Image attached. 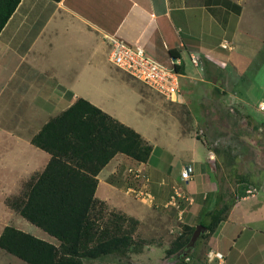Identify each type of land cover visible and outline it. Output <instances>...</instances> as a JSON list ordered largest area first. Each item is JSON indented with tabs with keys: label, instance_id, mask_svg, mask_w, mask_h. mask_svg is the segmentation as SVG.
Wrapping results in <instances>:
<instances>
[{
	"label": "crops",
	"instance_id": "crops-1",
	"mask_svg": "<svg viewBox=\"0 0 264 264\" xmlns=\"http://www.w3.org/2000/svg\"><path fill=\"white\" fill-rule=\"evenodd\" d=\"M108 35L143 46L164 62H169L170 55L180 56L183 61L179 68L181 84L183 79H187L188 65L193 64L191 55H198L201 64H193V67L206 73L209 91L213 86L222 95L228 94L220 96L221 99L231 97L242 105L245 93H253L257 89L258 108L264 100V0H21L0 33V93L11 89L18 102L26 103L27 109L20 114L22 122L19 124L29 126L31 130L24 132L19 128L14 133L0 126V133L3 131L9 139L13 138L5 139L6 144L0 143V157H6L5 163H1L6 172L11 173V169L18 167L15 173L19 171L22 185L45 168L50 154L46 152L41 168L37 169L33 164L36 158L25 161L21 158V151L25 149L33 156L41 152L31 142L32 137L52 117L82 97L84 76H91V81L97 78L95 71L102 70L105 59L109 60ZM70 75V80L65 78ZM203 76L196 79L203 80ZM180 99L184 102L183 90ZM87 100L126 124L122 116L107 109L98 99L87 97ZM38 104L41 108L36 109V113L31 108ZM45 108L55 109L54 114L47 110L42 112ZM180 136L184 142L194 138L182 131ZM192 144L191 150H184V147L181 150L188 152V160L182 165L190 168L192 176L188 182L180 177L183 181L180 187L198 199L216 188L213 178L215 164L212 165L214 152L207 147L209 156L207 165H204L200 158L201 149ZM150 159L146 163L138 162L118 153L98 174L95 195L110 207L116 205L135 217L141 226H153L155 233L160 234L159 225L170 216L158 205L165 202L163 198L169 194V189L155 190L158 205L145 206L133 197L129 200L126 186H118L106 179L110 172L116 170L117 161L125 160L127 164L147 170L151 181H157L160 175L149 166ZM107 167L110 170L102 175ZM103 184L105 198L98 196ZM159 186L162 185L159 183ZM187 208L186 212H190L194 206ZM178 211L182 214L173 220L177 221L183 215V210ZM13 212L19 214L15 210ZM188 216L186 221L190 218ZM262 222L264 200L257 195L239 198L206 243L209 252H219L223 258L208 257V264H264V242L256 238V235L264 233V229L246 228L249 224ZM9 223L0 224V235L5 226L12 225ZM189 225L193 226L192 223ZM54 244L58 246L60 243L57 240Z\"/></svg>",
	"mask_w": 264,
	"mask_h": 264
},
{
	"label": "rangeland",
	"instance_id": "rangeland-1",
	"mask_svg": "<svg viewBox=\"0 0 264 264\" xmlns=\"http://www.w3.org/2000/svg\"><path fill=\"white\" fill-rule=\"evenodd\" d=\"M199 64L201 63L199 62ZM201 71L200 68L193 67L191 63L188 65L186 71L187 79H183L181 84L184 102H180L181 99L176 102L166 100L142 82L113 65L108 59H105L102 70L95 71L97 78H94V81H91V76H84L85 86L81 89L82 97L98 99L106 105L107 109L122 116L126 125L134 128L147 139L153 147L149 166L152 167L155 173L160 175L158 178L160 181H151L147 170L138 168L135 164H127L124 160L117 161L116 170L113 173L110 172L106 179L118 186H126L125 192L127 193L129 186L137 188L139 184L132 177L130 169H140L149 179L147 183L145 181L140 183L143 186V190L144 188L148 189L154 196L153 206L158 205L156 203L155 190L169 189V194L163 198V201H165L162 204L163 206L158 205V207L160 206V208L167 211L170 216L164 223L159 225L160 234L155 233L156 228L153 226L146 228L141 226L140 222L138 223L134 236L137 240L145 242L141 252L129 253L125 256L105 255L96 260H86V262L110 264H208L207 259L216 257V252H209L210 248L206 247V243L211 236L207 234L208 230L199 236L195 246L189 250L184 248L175 254H168L167 250L171 247L174 239L189 234V231L184 229L185 225L191 226L189 224L192 223L196 229L197 225L201 224L202 220L207 217V213L218 204V197L222 199L220 202L221 206H228L229 208L243 196L257 195L259 199L264 200V108H260L259 105V109L257 105L259 91L255 89L253 93H245V95L243 93L246 106L244 104L241 105V102L237 100L239 105L236 103V99L231 100V97H226V100L225 97L221 99L220 96H227L228 94L222 95L223 93L220 90L217 91L213 86L212 90L209 91L208 89L211 88L206 82L207 75L203 70ZM202 74L204 79L197 80L196 78H199ZM190 77H194L196 80H191ZM65 78L70 80L71 75ZM243 105L245 108L242 107ZM40 108L41 105L38 104V106L35 105L31 109L36 112V109L38 111ZM26 109V103L23 101L18 102L16 95L11 89L3 90L0 93V126L8 128L14 133L19 131V128L20 131L29 132L31 130L29 126L23 123L19 124L21 121L19 116ZM46 110L50 114L55 112V109L49 110L46 108L42 112ZM45 114L47 115L48 113L45 112ZM41 117L44 118L42 113ZM180 131L184 135L189 134L194 138L186 139L184 142L180 136ZM6 134L3 131L0 133V143L6 144L5 139H13H9L8 134ZM182 142L183 144H181ZM192 143L201 149L200 158L204 165H207L209 156L207 147L214 152L212 165L215 164L213 166L215 169L213 178L216 188L214 192L203 193L198 199L193 197V193L188 194L187 190H182L180 187L183 184V181L180 180L181 171L183 166H185L182 163L188 160L187 157L189 156L186 155L188 152H181V150H183V147L184 150H191ZM1 150L0 144V152ZM42 150L33 156L24 149L23 152L21 151V158L26 161L28 158L35 157L36 160L33 164L35 168L40 169L44 157L47 155L46 151ZM5 159V155L0 157V224L2 222H10L9 224L12 223V225L25 232L57 244L56 238L28 222L21 215L13 212L14 209L7 204L9 198L23 194L25 182L22 185L23 179L19 178V171L15 173L18 167L11 169L13 170L11 173L6 172L5 169L3 170L1 163L4 164ZM127 162L130 163V161ZM114 164L115 161L112 162V165ZM109 170L107 167L102 175L108 173ZM171 182L176 184L171 185ZM159 183L162 186H159ZM104 186L103 184L98 192V196L102 198H105L103 194L105 191ZM176 191H179L181 197L177 196L176 205H173L170 203L171 196L175 195ZM127 195L129 200L132 197L135 198L129 193ZM143 204L145 206L148 205V203ZM107 206L110 212L128 215L118 209L116 205L110 207L107 204ZM188 206H194V209L186 212ZM178 210H183V215L176 221L173 218L175 219L176 215L180 217L179 213L181 212ZM187 215L190 218L186 221ZM248 227L253 230H261L262 228L264 229V222L249 224L246 228ZM256 238L264 242V233L256 235ZM0 264L29 263L0 248Z\"/></svg>",
	"mask_w": 264,
	"mask_h": 264
},
{
	"label": "trees",
	"instance_id": "trees-1",
	"mask_svg": "<svg viewBox=\"0 0 264 264\" xmlns=\"http://www.w3.org/2000/svg\"><path fill=\"white\" fill-rule=\"evenodd\" d=\"M20 2L0 0V33ZM32 143L49 153L50 160L24 183L23 194L9 198L7 204L60 244L7 225L0 248L29 264H110L86 260L142 251L145 242L134 236L139 221L110 212L95 195L98 174L118 153L138 162L150 159L153 147L139 132L80 97L46 122ZM221 200L218 197L216 207L201 222L207 234L217 230L231 208L221 206ZM184 229L189 234L174 239L168 254L190 242L195 228Z\"/></svg>",
	"mask_w": 264,
	"mask_h": 264
},
{
	"label": "built area",
	"instance_id": "built-area-1",
	"mask_svg": "<svg viewBox=\"0 0 264 264\" xmlns=\"http://www.w3.org/2000/svg\"><path fill=\"white\" fill-rule=\"evenodd\" d=\"M106 39L110 45L109 60L113 65L142 82L166 100L179 101L182 94L179 68L183 64L180 56L170 55L169 62H164L152 56L143 46L134 45L115 35H108ZM190 60L195 66L199 65L200 58L198 55H191ZM260 108H264L263 102L260 103ZM130 173L139 184L137 188L129 186L127 193L133 195L140 202L153 205L154 196L148 189L144 188L143 190L141 184L144 181L147 183L149 181L148 177L140 169H130ZM191 174L192 172L188 166L182 168L181 178L185 182L190 180ZM177 196L181 197L179 191L171 196V204L176 205ZM215 256L219 259L223 258V255L219 252H216Z\"/></svg>",
	"mask_w": 264,
	"mask_h": 264
},
{
	"label": "water",
	"instance_id": "water-1",
	"mask_svg": "<svg viewBox=\"0 0 264 264\" xmlns=\"http://www.w3.org/2000/svg\"><path fill=\"white\" fill-rule=\"evenodd\" d=\"M207 230V227L200 224V225H197L192 237H191V240L190 242L188 243L187 247H186V250H189L191 247H194L195 244H196V241L197 239L199 238V236L205 232Z\"/></svg>",
	"mask_w": 264,
	"mask_h": 264
},
{
	"label": "clouds",
	"instance_id": "clouds-1",
	"mask_svg": "<svg viewBox=\"0 0 264 264\" xmlns=\"http://www.w3.org/2000/svg\"><path fill=\"white\" fill-rule=\"evenodd\" d=\"M262 103V102H261Z\"/></svg>",
	"mask_w": 264,
	"mask_h": 264
}]
</instances>
